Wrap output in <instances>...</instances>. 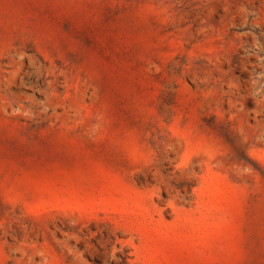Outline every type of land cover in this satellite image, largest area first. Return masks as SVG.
Listing matches in <instances>:
<instances>
[{
    "label": "rangeland",
    "instance_id": "374dc122",
    "mask_svg": "<svg viewBox=\"0 0 264 264\" xmlns=\"http://www.w3.org/2000/svg\"><path fill=\"white\" fill-rule=\"evenodd\" d=\"M0 264H264V0H0Z\"/></svg>",
    "mask_w": 264,
    "mask_h": 264
}]
</instances>
